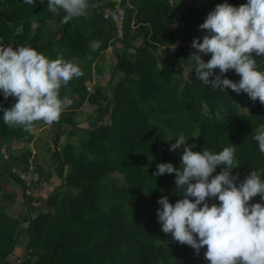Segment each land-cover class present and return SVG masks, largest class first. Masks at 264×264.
<instances>
[{
    "label": "trees",
    "instance_id": "16d2710c",
    "mask_svg": "<svg viewBox=\"0 0 264 264\" xmlns=\"http://www.w3.org/2000/svg\"><path fill=\"white\" fill-rule=\"evenodd\" d=\"M180 2L185 0H89L85 16L62 23L65 13L49 12L47 0L33 5L0 0V46H30L50 59L62 55L78 62L84 73L61 87L66 103L71 96L78 101L67 103L58 122L37 121L25 132L8 127L0 111V196L13 202L21 195L27 213L21 221L0 203V264H11L23 239L30 249L20 264H209L206 247L197 255L161 230L158 199L167 196L174 204L183 197L176 190L175 173L154 176L157 164L180 167L183 146L170 150L180 137L196 145L193 151L218 153L234 144L240 167L232 174H239L238 182L252 170L264 180V154L253 139V130L264 124V105L253 103L246 93L203 84L194 69L185 77L182 69L183 59L195 51L193 39L205 35L199 25L207 14L217 4L239 7L247 0H193L184 16ZM117 8L125 15L122 37L104 16ZM178 33L187 40L176 49ZM111 47L115 63L110 81L98 82L104 70L100 61ZM210 58L202 55L205 62ZM255 58L264 71V56ZM118 74L124 78L110 92ZM226 77L241 79L234 70ZM15 102L0 92V106L11 108ZM84 102L94 108V126L82 125L76 116ZM52 125L57 130L47 149L55 162L50 170L39 150L14 143H32L37 131ZM65 128L73 129L76 141H62ZM29 170L35 174L30 185L21 177ZM54 175L60 184L38 199L40 184L47 185ZM36 202L44 210L32 215ZM214 202L209 199L210 205ZM250 203L264 205V200L258 195Z\"/></svg>",
    "mask_w": 264,
    "mask_h": 264
},
{
    "label": "clouds",
    "instance_id": "9594fccd",
    "mask_svg": "<svg viewBox=\"0 0 264 264\" xmlns=\"http://www.w3.org/2000/svg\"><path fill=\"white\" fill-rule=\"evenodd\" d=\"M24 3L33 5L35 0ZM88 8L89 0H47L49 12L65 13L62 23L85 16ZM199 29L205 35L192 41L195 51L189 56L193 62L189 75L194 69L195 78L203 84L221 92L246 93L253 103L259 100L264 105V71L258 69L255 58L264 56V0H247L239 7L217 4ZM208 54L211 58L205 62L202 55ZM230 70L241 77L238 82L226 77ZM83 74L78 62L62 55L50 59L30 46H0V92L5 100L16 98L11 108L0 106L4 123L31 132L37 121L58 122L68 107L60 97L61 87ZM216 116L220 118V112ZM253 131L264 154V124ZM187 141L180 137L170 146L171 151L183 146L179 168L159 163L154 173L157 177L175 173L176 190L183 197L174 204L167 196L158 199L161 230L197 255L206 247L204 258L209 264H264V205L250 203L258 195L264 200L259 172L252 170L238 182L239 174H232L240 167L234 144L213 153L193 151L196 145L189 146ZM220 166L219 174L213 175ZM211 198L218 203L210 205Z\"/></svg>",
    "mask_w": 264,
    "mask_h": 264
},
{
    "label": "rangeland",
    "instance_id": "374dc122",
    "mask_svg": "<svg viewBox=\"0 0 264 264\" xmlns=\"http://www.w3.org/2000/svg\"><path fill=\"white\" fill-rule=\"evenodd\" d=\"M193 0H185L184 3H181L180 5H184L183 7H187V8H182L179 7V11L182 10V14L184 16V14H187V9L188 6L190 4V2H192ZM185 12V13H184ZM53 32H58L56 30V28L52 29ZM178 44L176 45V49H178L180 47V45L183 44V41H186L187 38H184L183 33H178ZM193 51V50H192ZM105 59L103 60V64H104V71L102 72V74H100L97 78L96 81L98 82H103V83H109L110 81V75L112 73L111 67L112 65H114L115 60H114V52H113V48H109V50L105 53ZM191 61H189V56H186L183 59V64H182V69L184 72L185 77H189V70L191 69ZM191 74V73H190ZM124 77L121 74H118L116 77L113 78L112 82L110 83L109 86V90L110 92L114 91L115 85L116 83L123 79ZM92 89V86L90 88V90ZM78 99L75 96H71L70 98L67 99V103H73V102H77ZM93 110L94 108L89 105L87 102H84L81 107L76 108L75 111L76 116L78 119H81L82 125L84 126H94L96 124V118L93 117ZM54 125L42 130L41 131H37L36 133L38 134L40 132V134H38L36 140H34V142L32 143H24V142H20L17 141L14 143L15 147H22L23 145H28L29 147H31L33 149V151H37L39 150V153H41V156L45 159V161H47V164L50 165V170L53 169L52 166L54 167L55 162L53 161V158H51V154L48 152V146L49 143L51 141V139L54 137L55 132L57 130L56 125L53 127ZM51 127H53L51 129ZM70 129V128H69ZM68 128H65L63 131V137H62V141L65 143V141L67 140H73L76 141L77 137H75L74 135H72L73 133V129L71 128L69 130ZM75 138V139H73ZM37 178V177H36ZM60 184V180L57 176H52L49 183H47V185H42L40 184V188H39V192L36 194V197H39L38 199H42L44 197H46V195L49 193L50 190L53 189V187L55 185ZM15 184L13 183L12 185H8V187L10 188V190H14L15 189ZM23 199L21 197V195H18V197L13 201V202H8V201H4L1 199L0 196V203H2V205L4 206V208L10 212L11 214L16 215L21 221H23V218L26 216V209L22 204ZM35 205H37L36 210L32 213V215H34L35 213H37L40 210H44V204H41L39 202H36ZM24 226H26L25 222H22ZM30 249V242L28 241V239H23L20 242L19 248L17 250L16 255L13 256L12 258V262L11 264H20L23 259L26 257V255H28V250Z\"/></svg>",
    "mask_w": 264,
    "mask_h": 264
},
{
    "label": "built area",
    "instance_id": "2783aa9c",
    "mask_svg": "<svg viewBox=\"0 0 264 264\" xmlns=\"http://www.w3.org/2000/svg\"><path fill=\"white\" fill-rule=\"evenodd\" d=\"M104 16L106 18L111 19L116 26V34L118 37L123 36V26H124V11L121 8L117 9H108L105 11ZM91 86L88 87L90 90ZM2 153L4 154L5 158H8V153L5 151V149H2ZM34 172L29 170L28 172L21 173V177L27 182L28 185L32 184V181L35 180ZM33 191H37V189H30L28 192L33 193Z\"/></svg>",
    "mask_w": 264,
    "mask_h": 264
},
{
    "label": "crops",
    "instance_id": "0c3cea01",
    "mask_svg": "<svg viewBox=\"0 0 264 264\" xmlns=\"http://www.w3.org/2000/svg\"><path fill=\"white\" fill-rule=\"evenodd\" d=\"M100 1H102V0H100ZM184 3V2H183ZM183 6V5H182ZM182 8H187V7H182ZM182 12V11H181ZM183 13V12H182ZM185 13V12H184ZM106 55V54H105ZM105 55L103 56V58L101 59V64H102V66H103V68H104V64H103V60L105 59ZM104 71V70H103ZM55 126V125H54ZM53 126V127H54ZM53 127H51V129L53 128ZM55 128H57V127H55ZM44 129H46V128H42V129H40L39 131H41L42 132V130H44ZM38 134H40V132L38 133Z\"/></svg>",
    "mask_w": 264,
    "mask_h": 264
}]
</instances>
